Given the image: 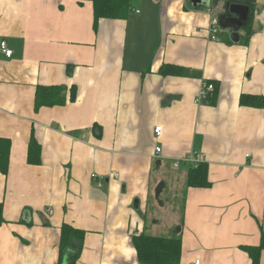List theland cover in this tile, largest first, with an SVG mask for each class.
I'll list each match as a JSON object with an SVG mask.
<instances>
[{
	"label": "crops",
	"instance_id": "crops-1",
	"mask_svg": "<svg viewBox=\"0 0 264 264\" xmlns=\"http://www.w3.org/2000/svg\"><path fill=\"white\" fill-rule=\"evenodd\" d=\"M133 4L95 26L93 0H0V264H64L63 225L85 232L75 264H153L144 236L181 240L177 264H264V0L238 42L210 39L222 3ZM40 86L63 101L37 107ZM193 152L207 187L188 185Z\"/></svg>",
	"mask_w": 264,
	"mask_h": 264
},
{
	"label": "trees",
	"instance_id": "trees-1",
	"mask_svg": "<svg viewBox=\"0 0 264 264\" xmlns=\"http://www.w3.org/2000/svg\"><path fill=\"white\" fill-rule=\"evenodd\" d=\"M133 3L134 0H93L95 26H98L99 20L102 18H124L128 15L129 11L133 9ZM168 66L169 65H164L161 68L163 74H168ZM63 89L62 87L40 86L37 90V107L61 103L63 100L58 95ZM75 90V86L72 87L73 95L76 93ZM249 98L254 97L242 95L241 103L247 105V101L252 102ZM39 151L40 145L37 139L32 137L29 150V161H39ZM10 152L11 141L8 138L0 137V171L3 174H7L9 171ZM188 185L193 187H207L210 185L208 179V165L206 162H201L196 167L191 165V169L188 172ZM84 235L85 232L83 230L73 228L69 225L62 226L60 247L63 257L65 253H68L67 264H75L77 262L83 247ZM180 241L179 239L167 240L166 238L144 236L140 238L137 245L145 263L177 264L180 255ZM253 249L252 247L245 248L249 253Z\"/></svg>",
	"mask_w": 264,
	"mask_h": 264
},
{
	"label": "water",
	"instance_id": "water-1",
	"mask_svg": "<svg viewBox=\"0 0 264 264\" xmlns=\"http://www.w3.org/2000/svg\"><path fill=\"white\" fill-rule=\"evenodd\" d=\"M193 8L215 9L221 0H188ZM246 0H226L224 11L218 16V23L223 30L230 32L231 40L238 42L239 31L246 27L251 17V5ZM252 1V0H251ZM67 261L64 264H67Z\"/></svg>",
	"mask_w": 264,
	"mask_h": 264
},
{
	"label": "built area",
	"instance_id": "built-area-1",
	"mask_svg": "<svg viewBox=\"0 0 264 264\" xmlns=\"http://www.w3.org/2000/svg\"><path fill=\"white\" fill-rule=\"evenodd\" d=\"M221 27L218 23V19L215 18L212 20L211 22V26L209 29V34H210V38L212 40H219V35L221 33ZM0 51L6 56V57H11L13 54L12 49L8 46L7 42L5 40H2L0 42ZM214 84L213 83H204L202 89L200 90L199 94H198V98L197 101L198 102H203L206 100V98L209 96V94H211V92L214 91ZM162 133V126H156L155 127V135L156 137H160ZM162 152V148L160 146L156 147V153H160ZM184 161H187L188 163H190L193 167L198 166L199 163L201 162H205L206 161V156L205 154L202 153H191L183 158H181ZM179 160L175 163L176 166L180 165V162L182 160ZM114 175H117L116 173ZM93 177L96 176V174H92ZM48 214H52L53 213V208L51 206H49L48 208ZM189 264H202L201 260L196 258L194 259L192 262H190Z\"/></svg>",
	"mask_w": 264,
	"mask_h": 264
},
{
	"label": "flooded vegetation",
	"instance_id": "flooded-vegetation-1",
	"mask_svg": "<svg viewBox=\"0 0 264 264\" xmlns=\"http://www.w3.org/2000/svg\"><path fill=\"white\" fill-rule=\"evenodd\" d=\"M225 1H226V0H221V2H220V3H222V4H223V8H224ZM243 3L250 4V3H251V0H246V1H243Z\"/></svg>",
	"mask_w": 264,
	"mask_h": 264
},
{
	"label": "rangeland",
	"instance_id": "rangeland-1",
	"mask_svg": "<svg viewBox=\"0 0 264 264\" xmlns=\"http://www.w3.org/2000/svg\"><path fill=\"white\" fill-rule=\"evenodd\" d=\"M134 5H135V4H134ZM221 30L223 31V29H222V28H221ZM222 31H221V32H222ZM209 36H210V34H209ZM219 38H220V36H219ZM210 39H211V38H210ZM186 162H187V161H186Z\"/></svg>",
	"mask_w": 264,
	"mask_h": 264
}]
</instances>
